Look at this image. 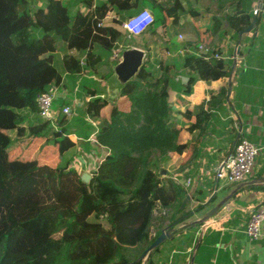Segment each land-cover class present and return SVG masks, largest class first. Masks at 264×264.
Instances as JSON below:
<instances>
[{
    "label": "trees",
    "instance_id": "obj_1",
    "mask_svg": "<svg viewBox=\"0 0 264 264\" xmlns=\"http://www.w3.org/2000/svg\"><path fill=\"white\" fill-rule=\"evenodd\" d=\"M135 5V0H0V264H140L134 259L163 228L174 233L201 225L178 228L191 213L183 203L186 187L159 173L169 152L187 147L169 120V68L155 76L145 59L118 92L128 108L100 95V82L111 76L113 50L135 41L127 38L121 19L109 24L105 17L114 10L130 15ZM161 11L163 26L172 16L178 23L185 13L179 0ZM252 18L234 13L225 21L239 34ZM210 54H183L182 66L197 72L185 91L197 76L228 74L226 61ZM50 85L89 96L83 108L71 107L69 119L60 113L57 128L39 115L36 99ZM58 104L69 99L59 98ZM89 120L96 123V143L110 151L83 181L79 161L66 154L76 148L70 128L86 138L93 128ZM207 245L202 239L194 264L205 250L209 259ZM159 246L145 264H158L153 255Z\"/></svg>",
    "mask_w": 264,
    "mask_h": 264
},
{
    "label": "crops",
    "instance_id": "obj_2",
    "mask_svg": "<svg viewBox=\"0 0 264 264\" xmlns=\"http://www.w3.org/2000/svg\"><path fill=\"white\" fill-rule=\"evenodd\" d=\"M37 1L41 4L44 0ZM135 1L130 15L147 8L154 14L155 21L141 35L131 36L126 31L127 38L136 42H121L116 49L130 46L143 49V61L148 60L154 75L155 71V76L167 72L171 79L167 88L172 108L169 120L179 128V139L187 142V147L181 152H169L168 157L159 163V173L186 187L183 203L191 213L177 225L178 228L201 224L172 231L171 237L161 243L153 258L158 264H194L196 249L193 248L202 226L196 219L218 199L234 191L208 220L203 231L201 240L208 244L206 249H212L211 256L207 260L203 255L205 250L199 255L201 260L195 264H264V226L257 239H249L244 232L249 214L264 200V181L260 180L264 177V5L261 12L254 15L255 0H179L185 13L180 15L178 23L173 24L172 16L163 26L161 6L171 7L178 0ZM192 9L197 12H192ZM234 13H248L253 17L252 21L256 18L257 22L250 31L247 28L238 34L225 21L226 16ZM130 15L114 10L108 12L104 21L113 24V19L123 21ZM216 18L220 25H217ZM200 43L209 47L203 55H211L212 50L213 53L218 52L219 58L213 56L225 60L229 72L215 79L197 76L185 91L188 77L197 75V72L182 66V56L190 52L198 54L197 45ZM71 52L76 53L75 50ZM113 60L116 59L112 56ZM165 67L169 68L166 72L163 71ZM100 87L101 96L122 108L129 107L127 98L119 95L121 88L115 87L111 76L100 82ZM109 87L114 90V97L110 96ZM56 97L57 102L54 100L53 106L58 110L61 108L59 98L69 99L70 107L77 105L81 108L89 99L87 95H76L64 87L59 88ZM200 112H203V118L199 120ZM66 116L69 119L70 114ZM197 119L199 124L192 126ZM89 122L93 128L86 138L70 128L69 135L76 141V148L66 155H74L75 159L82 161L79 163L82 171L91 175L99 158L104 155L105 146L92 139L96 123L93 120ZM10 131L13 130L8 131L12 137ZM239 135L254 142L259 150L245 179L236 183L224 182L214 173ZM86 141L89 148L83 150L81 147ZM72 163L75 164L74 160ZM187 177H190L189 184L185 183ZM201 204L203 207L196 208Z\"/></svg>",
    "mask_w": 264,
    "mask_h": 264
},
{
    "label": "built area",
    "instance_id": "obj_3",
    "mask_svg": "<svg viewBox=\"0 0 264 264\" xmlns=\"http://www.w3.org/2000/svg\"><path fill=\"white\" fill-rule=\"evenodd\" d=\"M264 5V0H255L253 14L258 15ZM108 15V14H107ZM155 21V16L151 10L144 8L138 12L128 16L122 22V27L131 36L143 34ZM181 37V36H180ZM198 54L208 52L209 47L200 43L197 45ZM215 57L219 58L221 55L218 52L213 53ZM113 58H119L118 49L113 50ZM204 56V55H203ZM58 88L55 85H50L45 91L37 95V104L39 107V115L49 119L54 127L57 126L59 114L68 115L71 112V107L68 104L63 105L60 110L54 108V98L57 95ZM92 139L96 142L95 131ZM104 146V145H101ZM259 146L254 142L248 140L244 136L239 135L235 140L232 149L222 159L215 170V176L222 179L224 182H239L245 179L253 167ZM109 148L104 147V155L99 158L102 161L105 155L109 154ZM82 164V161H79ZM71 165H74L73 163ZM89 173V172H88ZM190 177L185 178V183L189 184ZM264 226V200L259 204L250 214L246 221L244 232L251 240L257 239L262 234V227Z\"/></svg>",
    "mask_w": 264,
    "mask_h": 264
},
{
    "label": "water",
    "instance_id": "obj_4",
    "mask_svg": "<svg viewBox=\"0 0 264 264\" xmlns=\"http://www.w3.org/2000/svg\"><path fill=\"white\" fill-rule=\"evenodd\" d=\"M256 22L257 19L255 18L247 31H250ZM240 34L243 35L244 33L241 32ZM239 41H241V39ZM144 54V50L136 46H130L120 49L119 59L113 60L112 62L113 73L111 75V79L116 88L120 89L130 78H132L136 74L143 62ZM90 177V173L86 171H82L80 174V178L83 181H88ZM260 180L264 181V177L260 178ZM233 192L234 191H231L229 195L218 199V201L213 203L211 207L206 209L202 213V215L196 219V221L202 223V226L194 244V250L197 248L201 240L208 220L220 209V207L227 201V199L233 194ZM172 231L173 228H163L159 232V234L140 252V254L134 259V261H141L140 264H145L151 252L157 246H159L161 242L171 237Z\"/></svg>",
    "mask_w": 264,
    "mask_h": 264
},
{
    "label": "rangeland",
    "instance_id": "obj_5",
    "mask_svg": "<svg viewBox=\"0 0 264 264\" xmlns=\"http://www.w3.org/2000/svg\"><path fill=\"white\" fill-rule=\"evenodd\" d=\"M36 34H38V32L36 31ZM3 43H9L8 41H6V42H3ZM120 49V48H119ZM119 49H118V51H119ZM155 75H157V72L155 71ZM58 91H59V89H58ZM109 94H110V96L111 97H114V95H115V92H114V90L111 88V87H109ZM55 102H57V100H55ZM11 132V131H10ZM13 131L11 132V135H13ZM102 221L104 222V224L105 225H107L106 224V222L102 219Z\"/></svg>",
    "mask_w": 264,
    "mask_h": 264
},
{
    "label": "clouds",
    "instance_id": "obj_6",
    "mask_svg": "<svg viewBox=\"0 0 264 264\" xmlns=\"http://www.w3.org/2000/svg\"><path fill=\"white\" fill-rule=\"evenodd\" d=\"M120 57V56H119ZM119 59V58H118Z\"/></svg>",
    "mask_w": 264,
    "mask_h": 264
}]
</instances>
